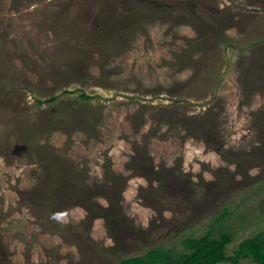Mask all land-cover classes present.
<instances>
[{
  "label": "rangeland",
  "instance_id": "1",
  "mask_svg": "<svg viewBox=\"0 0 264 264\" xmlns=\"http://www.w3.org/2000/svg\"><path fill=\"white\" fill-rule=\"evenodd\" d=\"M224 212L228 255L264 233V0H0V264L182 251Z\"/></svg>",
  "mask_w": 264,
  "mask_h": 264
},
{
  "label": "trees",
  "instance_id": "2",
  "mask_svg": "<svg viewBox=\"0 0 264 264\" xmlns=\"http://www.w3.org/2000/svg\"><path fill=\"white\" fill-rule=\"evenodd\" d=\"M217 27V26H216ZM83 100L91 97L82 94ZM51 99L50 102H55ZM94 204L90 203L89 206ZM94 212V211H93ZM100 213V212H99ZM210 224L209 231L199 237H188L181 240L183 250L156 247L146 254L123 258L116 264H239L241 259H250L256 264H264V233H258L241 241L232 255H228V247L234 235L225 223L228 212H224ZM217 225H219L217 227Z\"/></svg>",
  "mask_w": 264,
  "mask_h": 264
}]
</instances>
